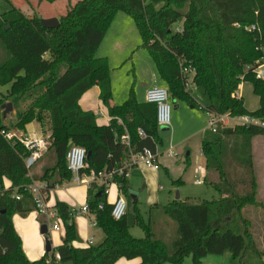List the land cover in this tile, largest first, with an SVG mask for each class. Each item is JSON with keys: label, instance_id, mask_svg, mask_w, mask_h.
<instances>
[{"label": "trees", "instance_id": "obj_1", "mask_svg": "<svg viewBox=\"0 0 264 264\" xmlns=\"http://www.w3.org/2000/svg\"><path fill=\"white\" fill-rule=\"evenodd\" d=\"M117 13L133 20L141 47L153 61L172 105L183 103L218 115H248L264 123V82L253 73L264 58V0H80L58 16L59 25L52 30L40 25L41 16L28 18L11 8L0 14V44L5 51L0 59V87L10 86L7 98L13 105L30 101L17 113L16 129L23 131L26 125L44 120L49 124L51 143L46 157L51 164L38 175L30 174L31 168L24 163L30 151L1 135L7 129L0 100V264H114L121 258L140 259L139 264H184L188 257L192 264H201L207 255L225 253L230 254L231 264H264V249L244 216L246 208L264 210L257 200L251 145L255 137H264V128L253 126L225 128L220 137L201 142L205 169L217 176L216 180L206 176L204 184L218 199L173 201L164 207L177 227L172 254L142 220L137 200L131 206L134 223L144 234L139 239L128 233L125 217L112 218L104 187L91 183L86 205L104 240L97 246L73 248L76 211L57 202L54 211L65 228L62 244L55 248L57 258L53 253L35 262L26 258L12 216H25L27 211L14 196H26L32 182L44 183L45 194L70 183L65 160L70 147L85 150L83 174L89 175L121 168L128 155L122 136H127L133 154L143 149L155 153L162 144L155 106L137 101L135 83L123 104L110 105L108 61L95 55ZM183 68L193 71L191 84L203 89L208 99L205 107L185 88ZM242 83L251 84L259 98L257 110L247 111L243 99L235 95ZM94 87L110 118L108 125L99 124L93 111L79 106L81 97ZM4 180L10 182L8 190ZM112 183L128 197L123 176L113 178Z\"/></svg>", "mask_w": 264, "mask_h": 264}, {"label": "crops", "instance_id": "obj_2", "mask_svg": "<svg viewBox=\"0 0 264 264\" xmlns=\"http://www.w3.org/2000/svg\"><path fill=\"white\" fill-rule=\"evenodd\" d=\"M77 1H80V0H74V1L61 0L55 3H52L49 6L50 8H52L51 10L53 12H51L49 16H44V17L42 16V18L58 19V16H55L56 10H58L57 9L59 6L58 4L61 5L64 2V6H66V8L63 11H66L70 2L75 4ZM44 5H45V2H40L39 0H35L34 6L36 8L39 9L43 7ZM29 6H32V5H29ZM32 9L34 8L32 7ZM31 11H32V16L37 15L35 14L36 12H34L33 10ZM24 15L27 16L26 14ZM59 15H62V14L59 13ZM32 16H27V17L31 18ZM37 16H40V15H37ZM102 50H104V52L100 54ZM95 56L96 58H105L108 61V66L110 70V79H111V89H112V100L110 102L111 106H119L127 100L129 90H130L132 83H135V96H136L137 101L140 103L144 102V95L147 89L153 86L165 87V85L159 79L157 75L153 61L151 60L148 53L141 47V40H140L138 31L136 29V26L133 20L123 13H117L115 15ZM151 66L154 68L155 74H152L151 79L147 80L146 73L148 70L151 72ZM243 84L245 83H242L239 86L238 91H237V97L239 98H242L239 92V89L241 88ZM1 88H5L7 92L10 86L8 85V86H4ZM98 95H99L98 88L97 87L92 88L91 90H89L87 93H85L81 97V99L79 100V106L84 111H93L97 116V121L99 124L108 125L110 122V118L107 116L105 109L100 104L98 100ZM114 96L116 97V100ZM255 102L257 105L251 108L250 110H247L244 104L245 109L250 112L257 110L259 108V98L257 96H256ZM7 103H10V102H7ZM10 104L12 105V103ZM175 106H174V110H177L183 106V103H178ZM203 112L205 115V121L207 125V112L205 111ZM174 116H175L174 124L176 126L177 124L176 113L174 114ZM6 118L7 117L3 118L4 125H5ZM171 127L172 125L170 126L169 129H171ZM174 128L175 130H174L173 135H172V129H171L170 141L167 138L164 143H163V138H162V132H160V130L158 132L159 137L162 141V144L160 146H157V154L159 155V159H158L159 169L158 170L153 171L150 169H146L142 166H135V167L129 168V171H128L129 176L128 178H126V183H127V186L129 187V191H133L135 187L132 183L133 181L131 180L130 173L132 169L140 170L142 174H145L147 176L148 178L147 182H148L149 187L154 184V182L156 181L158 177V173L161 169H164L166 173L168 172V166H165V164H168V165L171 164L172 161H169V160H171L173 157H167L165 156L164 153L170 147L172 148L173 151L176 150V153H177L176 156L177 158L179 157V160H182L187 167L189 166L193 168L192 172H193L194 180H195V176L197 172V167L199 166L205 167V160L201 154L200 145L202 141H211V140L206 139V138H201L199 148L197 149V152L193 154V152H191L190 149L186 148L183 141L180 142L177 139V133L179 132V130L177 131V127H174ZM9 132L13 133L16 137H23L26 139L40 141L46 145V149L43 150L42 157L31 167V171H30L31 175L40 174L43 168L51 164V160L46 157L47 148L51 143V138H50L51 131H50L49 124L47 122L46 123L32 122L26 125L23 131L14 129V131H9ZM262 142L264 145V141ZM201 159L203 160V162H201ZM123 163L124 161H122L121 164ZM261 171H262V177H263V180L261 182V187H264V167L262 168ZM205 172H206V169H205ZM150 176L154 177V180H152V182H151ZM205 179L206 178H204V180ZM178 180L182 182L181 184L184 183L182 181V176H179L177 180L174 179L173 181H178ZM3 185H4L5 190H8L11 186L8 180H4ZM82 186L83 185L65 183L61 186H57L54 189L50 190L48 194H46V197H45V203L48 204V207H46L47 211L50 214H52L50 216H45V215L38 216L36 212L34 211L35 209V207H33L34 203H32V199H30L29 197L15 196L16 200L20 199L22 207L24 210L27 211V214L25 217L23 216L21 217L15 214L12 217V225H13V228L16 234L20 238L22 250L26 258L29 261L31 262L38 261L46 253L45 245H44V242L48 240L46 235L53 234V239H56L54 241H57V243L55 244L56 247L62 244V241L65 236V228H64L63 221L61 220V218H59L56 215L54 211V206L59 201L61 203L66 204L73 211L78 210L81 207L78 205L86 204V199H87L88 186L87 188L82 187ZM259 187H260V184H258V199L262 191V189H260ZM107 189H108V193L106 194V200L109 205H112L118 197H123L125 201L127 200L130 204L133 202L129 197L124 196L120 192L118 186L115 183H110ZM158 189L162 190V188H158ZM110 193H111V199L108 198ZM138 198H139V194L137 193V201H138ZM24 199L28 200V202H25ZM174 201H179V199H175ZM128 202H126L127 208H128ZM154 203L157 205H161V202L159 201L157 203L156 202ZM169 203L171 202L169 201L168 204ZM125 218L127 221V212H126ZM73 222H76L77 235L80 240L87 241V242L91 240L92 241L91 246H97L104 240L102 231L99 228H97L96 225L92 226V223L94 222V217L90 215L89 213L76 214V215L74 214ZM56 223L59 224V227H60L59 231H53L51 228L52 225ZM43 225H46V228H47V233L45 235H42L40 233V228ZM176 228L177 227H176L175 222L172 223V221L167 220L165 221V229L163 230V232L161 234H157L156 232H154L153 234L155 239L161 241L163 244L166 245L169 254H172V243L177 238ZM94 229H98L99 233H95L93 231ZM135 237H138V236H135ZM96 239H98L99 242L97 243V245H93ZM72 246L76 249H83V248L88 247V245L87 246L85 245L77 246L75 244H72ZM263 249H264V246H263ZM50 253H53L52 247H51ZM55 257L57 258V255H55ZM187 259H189V261H187ZM185 262L192 264L190 257L185 258L184 264ZM139 263H140V259L126 260L124 258H121L118 261H116L114 264H139ZM231 263H232L231 256L229 253H225L220 256L207 255L201 260V264H231ZM166 264H169V263H166Z\"/></svg>", "mask_w": 264, "mask_h": 264}, {"label": "rangeland", "instance_id": "obj_3", "mask_svg": "<svg viewBox=\"0 0 264 264\" xmlns=\"http://www.w3.org/2000/svg\"><path fill=\"white\" fill-rule=\"evenodd\" d=\"M9 1H10V4L7 3L5 0H0V14L7 12L11 8H16L22 14H26L27 16H32L31 10L36 12L35 14L40 15L41 17L49 16L50 13L53 12L51 10L52 8H50L49 6L50 4H47V3H45L43 7L38 9L34 6L35 0H9ZM71 1H74V0H71ZM144 1L146 3L148 2V0H144ZM70 3H69V6L73 5L72 2ZM29 5H32V6H29ZM58 5H59L57 8L58 10H56L55 16H59V13L60 14L65 13V11H63L66 8V6H64V2L61 5L60 4ZM32 7L34 9H32ZM180 24L181 22H179L178 25H176L175 29L179 28ZM103 52L104 50H102L100 54ZM4 56H5V51L2 45L0 44V59L3 58ZM146 74H147L146 79L150 80L151 75L155 74L154 68L151 66V72L148 70ZM191 90H192V97L194 98V100L197 102V104L200 107L203 108L206 105H208V99L205 96L203 89L201 87L192 86ZM239 92L241 94V97L243 98V101H244V104L247 110H250L251 108L257 105L255 102L256 96L253 95L252 93L251 84L249 83L243 84L241 88L239 89ZM235 95L237 96V92ZM114 98L116 100L115 96ZM0 100L3 101L4 104L11 101V99L7 98L6 89L1 88V87H0ZM29 103L30 101L17 103L16 105L12 104V109L9 113H7V116H6L7 118L5 121V127L7 131H14V129H16L15 122H17L18 120L17 113L23 112ZM2 113H3V110H2ZM175 113L177 115L176 126L174 124V118H175L174 114ZM46 122H47L46 120L43 121V123H46ZM232 124L233 123L231 122L230 125ZM171 125H172L171 127L172 135L174 134V130H175L174 127H177V131L179 130V132L177 133V139L180 142L183 141L186 148L190 149L191 152H193V154L197 152V149L199 148V145H200L201 138L214 140L217 137H220V134L213 135L209 131L206 130L205 115L202 110L197 109V108H191L185 104H183V106L177 110H174V106H172ZM233 127L234 126H230L229 128H233ZM171 129L169 128L159 129L160 132H162L163 143L166 141L167 138L170 141ZM262 141H264L263 136L255 137L254 139L251 140V145H252V153H253L254 174H255V178L257 182V200L264 202V187H261V182L263 180L261 170L264 167V145ZM173 152L175 156L171 160H169V161H172L171 164L169 165L165 164V166H168V172L166 173L164 169H161L158 173V177L156 181L150 187L147 182L148 180L147 176L145 174H142L140 170L132 169L130 173L131 180L133 181L132 183L135 186L133 191L139 194V198L137 201V208L139 210L140 216L142 220L150 226L151 232L153 234L154 232H156L157 234H161L163 232V230L165 229V221L170 220L172 221V223H174L173 220L165 213L163 206L167 205L169 201L173 202L176 199L177 193L179 195V201L181 202H184L185 200L214 201L218 199L217 193L213 191L211 188H209L207 185H204L203 183L197 184L194 182V177H193V172H192L193 168L189 166L187 167L182 160H179V157L177 158L176 150ZM201 162H203L202 159H201ZM207 172L208 171L206 170L205 178L206 176L209 175L211 179L213 180L217 179V176L215 173L208 174ZM179 176H182V181L184 183L179 186H176L173 184L174 182L173 180L174 179L177 180ZM150 179L152 182V180H154V177L150 176ZM36 183L38 182H32L31 184L33 185ZM258 184H260L259 188L262 189L259 199H258ZM82 187L87 188V185L85 186V184H83ZM158 188H162V190H159ZM16 196H19V195H16ZM26 197H29L30 199H32L29 192H27ZM108 198L111 199V193L109 194ZM14 199H16L15 196H14ZM24 201L28 202V200L26 199H24ZM158 201L161 202V205H157L154 203V202L157 203ZM126 202L128 201L126 200ZM45 205L46 207H48V204L45 203ZM84 205L86 204H82L78 206H81L80 208H82ZM34 211L36 212L38 216H41L35 209ZM16 215H19V214H16ZM244 216L251 221L253 225V228H252L253 233L256 234V237L259 239L258 241L261 243L262 248H263L264 246V210L261 208H246L244 210ZM73 223L75 226L76 239L72 242V244H75L77 246L78 245L87 246L88 245L87 241H83L78 238L77 230H76L77 229L76 222H73ZM127 224H128V233L133 238L139 239L144 236L142 229L134 223L132 206L129 202H128V208H127ZM93 231L95 233H99L98 229H94ZM135 236H138V237H135ZM46 237L48 238V241H50L53 254L56 255L55 244L57 243V241H54L56 239H53V234L46 235ZM98 242L99 240L96 239L93 245H97ZM44 245H45V242H44ZM187 261H189V259H187ZM185 264H190V263L185 262Z\"/></svg>", "mask_w": 264, "mask_h": 264}, {"label": "built area", "instance_id": "obj_4", "mask_svg": "<svg viewBox=\"0 0 264 264\" xmlns=\"http://www.w3.org/2000/svg\"><path fill=\"white\" fill-rule=\"evenodd\" d=\"M255 77L264 82V58L262 63L253 70ZM182 74L185 76V88L190 90L192 88L191 79L193 71L189 69H182ZM144 102L148 104H153L156 109V123L159 129L170 128L171 126V115H172V103L169 98V93L165 87L153 86L146 90L144 95ZM233 123L230 125V123ZM121 123L120 121L118 122ZM230 126H243V127H261L264 128V123L254 117L243 115V116H231L229 114L218 115L215 113L207 112V125L206 130L213 135H217L221 130L229 128ZM1 135L7 141L17 140L19 141L28 151L30 155L25 158L24 163L27 169H30L41 157L43 150L46 149V145L43 142L26 139L23 137H16L13 133L2 130ZM139 136L144 137V133L139 131ZM120 141L128 150V155L123 160L121 168L115 171H101L98 173L91 172L89 175L83 174L86 169L85 158L86 152L83 148L72 146L68 149L65 160L67 169L70 172L71 184L75 185H87L88 187L91 183L104 187L105 194L108 193V185L112 183L113 178L123 176L125 179L129 176V168L135 166H142L146 169L156 171L159 169V155L157 154V148L155 153L149 149H143L142 151L133 154L129 147V141L127 136H122ZM167 157H174L175 154L170 147L165 151ZM205 178V167H197V172L194 182L197 184L204 183ZM45 184L38 182L36 184H31L26 187L27 192L31 195L32 201L34 203L35 210L40 215L50 216L45 205L46 194L44 192ZM101 207V206H99ZM127 212V203L123 197H118L115 202L111 205V216L114 220H120L125 217ZM88 213L87 205L76 210V214H86ZM95 226V222L92 223ZM53 231H59V224L56 223L52 225ZM92 245V241H88V246Z\"/></svg>", "mask_w": 264, "mask_h": 264}, {"label": "water", "instance_id": "obj_5", "mask_svg": "<svg viewBox=\"0 0 264 264\" xmlns=\"http://www.w3.org/2000/svg\"><path fill=\"white\" fill-rule=\"evenodd\" d=\"M40 25L43 27V28H46V29H49V30H52V29H56L59 25V22H58V19L56 18H49V19H41L40 20ZM176 108V106H175ZM192 108V107H191ZM1 109L3 110V118L6 117L7 113H9L12 109V105L10 103H6V104H3L1 106ZM128 197L134 201V200H137V193L133 192V191H128ZM176 199H179V195L177 193L176 195ZM40 233L42 235H45L47 233V228H46V225H43L41 228H40ZM45 252L46 253H50L51 252V245L49 243L48 240L45 241Z\"/></svg>", "mask_w": 264, "mask_h": 264}]
</instances>
